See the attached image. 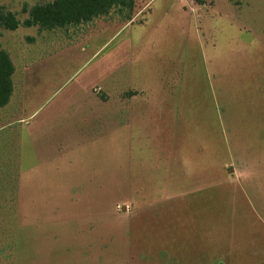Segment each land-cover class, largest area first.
Segmentation results:
<instances>
[{
  "label": "rangeland",
  "instance_id": "374dc122",
  "mask_svg": "<svg viewBox=\"0 0 264 264\" xmlns=\"http://www.w3.org/2000/svg\"><path fill=\"white\" fill-rule=\"evenodd\" d=\"M2 31L0 264H264V0Z\"/></svg>",
  "mask_w": 264,
  "mask_h": 264
},
{
  "label": "trees",
  "instance_id": "16d2710c",
  "mask_svg": "<svg viewBox=\"0 0 264 264\" xmlns=\"http://www.w3.org/2000/svg\"><path fill=\"white\" fill-rule=\"evenodd\" d=\"M136 0H52L38 3L31 7L25 5L23 11L28 13V17L23 21L17 17L13 11L7 10L0 5V37L3 35L2 29L16 30L19 26H38L41 30L64 29L70 26H78L91 23L98 18L114 15L121 22L132 20ZM15 65L10 54L0 48V109L5 107L14 91L13 76ZM0 184V188H1ZM5 191H0V201L8 202ZM2 207H0L1 209ZM0 236V257H4V249H10L5 244V234L1 230ZM0 238V239H1ZM11 257V256H10ZM5 256V258H9ZM1 264H9L2 262Z\"/></svg>",
  "mask_w": 264,
  "mask_h": 264
}]
</instances>
